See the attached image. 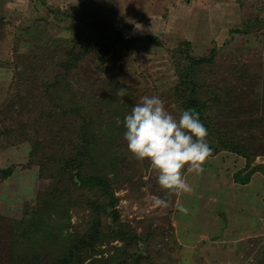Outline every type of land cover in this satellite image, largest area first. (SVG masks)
<instances>
[{"label": "rangeland", "instance_id": "374dc122", "mask_svg": "<svg viewBox=\"0 0 264 264\" xmlns=\"http://www.w3.org/2000/svg\"><path fill=\"white\" fill-rule=\"evenodd\" d=\"M1 5L7 33L0 39V129L11 125L16 129L20 124L31 129L23 142L13 141L15 133L11 140L0 139V264H12L16 258V248L5 249L10 228H16L25 211L54 184L43 172L45 163L59 160L54 159L55 151L63 147L61 142L70 148L75 140L65 119L46 118L37 111L46 99L44 84H51L43 78L58 75L67 61L65 48L52 45L53 40H70L76 33L90 37L88 49L81 51L83 58L65 74V98L101 100L116 84L128 89L133 104L143 96H158L174 117L177 113L169 95L177 81L172 51L183 42L191 44L194 56L215 51L217 78L227 77L234 88L231 114L216 125L219 131L238 136L245 132L236 139L245 144L250 169L264 166V25L248 35L230 32L242 29L254 17L264 18V0H6ZM111 19L125 43L116 41L106 48L91 44L95 37L89 28ZM142 36L157 42L132 41ZM17 61L26 72L23 75H16ZM232 71V77L228 76ZM89 107L81 104L82 116ZM33 148L36 154L31 157ZM113 150L106 157L94 153L91 159L92 169L115 183L116 217L105 214L102 221L110 227L127 225L138 242L132 240L126 247L103 233L85 264L93 258L114 256L116 260V248L125 253L139 251L141 259L136 264H264L262 174L252 175L248 184L235 183L234 174L244 162L223 152L209 158L199 175L184 170L191 194L168 197L150 163L137 160L124 139L114 138ZM7 170L11 174L4 177L1 172ZM156 196L169 199V207H154ZM62 201L41 209L43 235L49 240H55L61 229L71 234L89 226L87 211ZM181 205L187 214L178 210ZM22 226L29 234L35 230L32 224Z\"/></svg>", "mask_w": 264, "mask_h": 264}, {"label": "trees", "instance_id": "16d2710c", "mask_svg": "<svg viewBox=\"0 0 264 264\" xmlns=\"http://www.w3.org/2000/svg\"><path fill=\"white\" fill-rule=\"evenodd\" d=\"M0 0V39L6 37V19L2 15ZM108 4V3H107ZM107 6V5H106ZM14 10V9H13ZM264 18L254 17L253 20L246 21L242 29H232L230 32L234 35H248L258 26L264 25ZM263 21V22H262ZM11 24V23H10ZM89 32L95 37L94 46L101 44L106 48L110 43L123 44L124 36L116 25V22L104 20L95 23L89 28ZM103 29L104 31H99ZM109 33V34H108ZM264 36V35H263ZM108 43L104 44L102 39ZM132 41H150L157 42L152 36H142ZM129 42V41H128ZM58 44L57 48H65L63 57L67 59L61 66L59 74L53 75V78L43 80L50 81L51 84H44V94L46 99L38 106L37 111L46 118H62L64 123L70 128V135L75 137L73 144L67 148L63 142V147L58 148L56 159L52 163H45L43 172L46 178L54 180V184L42 192L36 200V205L25 211L22 219L18 220V226L10 228V237L5 240V249L16 248L13 250L15 258L12 264H85L90 260V252L101 234L112 241L125 243L126 247L131 244L130 238L133 236V230L127 225H114L110 227L103 223L102 216L108 214L113 216V207H115V183L108 175L102 176L96 170H93L91 159L93 154H103L105 157L114 151V138H121L125 128L123 123L117 124V118L123 122L126 115L130 114L135 104L129 98L128 89L124 86L114 85V89L108 88L101 100L89 99L85 97L79 100L72 96L69 98L62 95L66 83L65 74L69 73L73 67L83 58L82 50L88 49L90 37L76 33L70 40L56 39L52 45ZM127 43V42H126ZM159 45V43H157ZM264 45V42H263ZM76 49V52L74 51ZM216 52L210 50L206 55L194 56L191 52V44L183 42L172 51V68L176 75V84L170 89L169 95L179 118L181 111L194 110L199 114L200 122L208 131L206 138L209 146L212 148V155L216 157L220 153L234 155L244 162L243 167L234 174V182L240 185L249 183L250 178L255 173H260L264 177V166L258 165L250 169V156L247 154L245 144L236 132L219 131L216 122L222 121L229 117L232 111L233 100L230 94L234 91L230 80L225 77L217 78L219 70L216 67ZM22 64L16 62V75H23ZM31 67V65H29ZM22 72V73H21ZM235 71L227 75L232 77ZM235 87V86H234ZM125 88L126 95L123 98L118 97L115 93ZM115 89H118L117 91ZM88 107L89 113L86 116L81 115V104ZM102 110L107 114L103 115ZM29 125V124H28ZM28 125H19L16 129L11 125L5 129H0V139L6 137L11 140L15 133L16 142H23L28 136L26 130L30 131ZM102 126V128H101ZM97 129V130H96ZM68 130V129H67ZM116 133L117 135H114ZM35 139V137H33ZM29 139L28 141H32ZM62 139V138H61ZM64 141V140H62ZM35 145V149L37 148ZM32 150L31 157H34L36 151ZM112 149V150H110ZM110 150V151H109ZM35 151V152H34ZM108 154V155H107ZM53 160V159H51ZM53 160V161H54ZM58 165L56 168L54 165ZM40 165V164H39ZM246 172L245 175L243 173ZM4 177L11 174V170L1 172ZM51 175V176H50ZM63 192L64 195H60ZM63 197H65L63 199ZM62 200L70 202L73 206L80 207L88 212L90 216L89 226L83 232H74L71 234L59 230L55 240L45 238L40 216L41 209L57 202L63 203ZM49 203V205H48ZM109 211H111L109 213ZM113 213V214H112ZM23 223L32 224L35 228L32 234L23 229ZM65 230V229H64ZM53 231V230H52ZM13 240L14 242H11ZM137 240V239H135ZM133 240L135 243L138 241ZM116 260L114 256L109 258H93L94 261L89 264H105L106 260L110 264H136L141 259V253L134 251L125 253L122 248H116Z\"/></svg>", "mask_w": 264, "mask_h": 264}, {"label": "clouds", "instance_id": "9594fccd", "mask_svg": "<svg viewBox=\"0 0 264 264\" xmlns=\"http://www.w3.org/2000/svg\"><path fill=\"white\" fill-rule=\"evenodd\" d=\"M123 98L125 88L116 93ZM124 140L130 153L139 161L147 160L158 174L157 183L167 191L168 197L193 192L184 178V170L197 175L204 172L203 165L212 155L206 138L208 131L194 110L181 111L179 118L165 109L164 101L158 96H143L126 115L123 122ZM156 208L169 207V199L153 197ZM187 214L181 205L178 209Z\"/></svg>", "mask_w": 264, "mask_h": 264}, {"label": "water", "instance_id": "95a60500", "mask_svg": "<svg viewBox=\"0 0 264 264\" xmlns=\"http://www.w3.org/2000/svg\"><path fill=\"white\" fill-rule=\"evenodd\" d=\"M113 217H116V214H113ZM135 239H137V236H133L132 238H130V241L135 240Z\"/></svg>", "mask_w": 264, "mask_h": 264}]
</instances>
